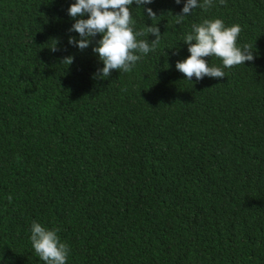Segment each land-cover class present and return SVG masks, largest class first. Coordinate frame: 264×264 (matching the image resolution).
Instances as JSON below:
<instances>
[{"label":"trees","instance_id":"16d2710c","mask_svg":"<svg viewBox=\"0 0 264 264\" xmlns=\"http://www.w3.org/2000/svg\"><path fill=\"white\" fill-rule=\"evenodd\" d=\"M185 2L133 4L140 39L154 24L160 43L94 79L102 37L69 44L75 0H0V264H44L33 221L59 229L67 264H264V0L177 24ZM205 19L239 24L255 60L206 57L225 77L190 82L176 63Z\"/></svg>","mask_w":264,"mask_h":264},{"label":"clouds","instance_id":"9594fccd","mask_svg":"<svg viewBox=\"0 0 264 264\" xmlns=\"http://www.w3.org/2000/svg\"><path fill=\"white\" fill-rule=\"evenodd\" d=\"M175 2L179 5L181 0ZM225 2L226 0H219L220 5ZM152 3L153 0H75L71 4L68 15L75 22L69 31L78 33L79 40L72 36L69 44L83 51L92 45L98 35L102 37L96 42L97 46L92 48L103 64L94 74V79L111 77L113 70L121 74L131 72L143 56L156 50L162 36L159 27L154 24L151 27L146 26V33L154 36V40L140 39L145 35V30L135 31V21L131 14L133 4L141 8L142 5ZM213 6V0H203L202 3L199 0H186L182 12L175 15L176 23H182L196 8L206 12ZM143 11L152 21L158 19L152 8H143ZM241 31L239 24L226 27L221 19H205L200 24L194 23L191 32L183 38L190 56L183 61H177L176 70L184 74L190 82L193 77L196 81L205 77L222 79L225 77L223 69L210 66L204 58H220L223 67L228 69L254 61L255 55L249 45H244L243 49L237 46ZM51 50L55 52L58 49L55 45ZM73 62L72 56L62 60V64L69 66ZM8 199L11 202L12 197L9 196ZM30 231L32 247L44 264H67L70 249L61 242L59 229L49 230L33 221Z\"/></svg>","mask_w":264,"mask_h":264}]
</instances>
